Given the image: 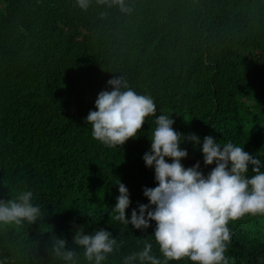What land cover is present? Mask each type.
<instances>
[{
  "label": "trees",
  "instance_id": "1",
  "mask_svg": "<svg viewBox=\"0 0 264 264\" xmlns=\"http://www.w3.org/2000/svg\"><path fill=\"white\" fill-rule=\"evenodd\" d=\"M125 5L130 11L97 0L87 10L77 0H0V200L30 190L42 213L30 225H0V264H66L51 251L55 238L77 252L76 264H90L72 243L81 227L84 234L103 228L117 239L118 250L102 264H123L145 241L163 260L155 222L135 229L112 211L118 181L131 201L126 219L148 204L143 190L157 186L142 158L156 116H169L174 130L199 138L195 146L180 145L188 153L185 168L199 162L205 176L211 171L215 165L205 166L200 151L211 136L243 147L264 171V0ZM114 77L151 96L156 116L146 117L136 138L109 148L92 138L86 117ZM228 227L230 264L232 258L264 264V227Z\"/></svg>",
  "mask_w": 264,
  "mask_h": 264
},
{
  "label": "clouds",
  "instance_id": "2",
  "mask_svg": "<svg viewBox=\"0 0 264 264\" xmlns=\"http://www.w3.org/2000/svg\"><path fill=\"white\" fill-rule=\"evenodd\" d=\"M98 4L118 5L122 12L130 11L125 0H97ZM81 10H87L90 0H77ZM110 91H101L95 100V111H89L86 124L91 125L92 138L114 148L137 137L146 117L156 116V104L151 96L137 94L122 78L107 81ZM156 127L150 140V151L142 157L146 167L154 169L157 186L145 188L148 204H139L126 219L131 203L129 192L118 181L119 195L112 211L114 219L135 229H147L155 222L154 240L163 260L153 254V245L145 241L143 249L123 259V264H168L187 259L191 264H230L225 253L231 243L229 222L245 216L264 217V171L261 161L232 142L223 145L205 136L200 148L205 166L215 165L205 176L197 162L185 168L182 142L199 144V138L185 136L174 130V120L166 115L156 116ZM167 158V159H166ZM168 160L171 162L169 163ZM253 175L248 176L249 168ZM33 192L21 191L15 199L0 200V225H29L41 216L40 207L32 203ZM44 217V216H43ZM72 243L83 249L90 264H102L109 254L118 250L111 232L101 228L84 234L75 231ZM67 241L56 239L52 253L66 262L76 264L77 252L66 248ZM231 264H235L232 258Z\"/></svg>",
  "mask_w": 264,
  "mask_h": 264
},
{
  "label": "rangeland",
  "instance_id": "3",
  "mask_svg": "<svg viewBox=\"0 0 264 264\" xmlns=\"http://www.w3.org/2000/svg\"><path fill=\"white\" fill-rule=\"evenodd\" d=\"M229 225L235 229H244L256 231L260 229V227H264V217L256 216H245L240 220L229 222Z\"/></svg>",
  "mask_w": 264,
  "mask_h": 264
}]
</instances>
